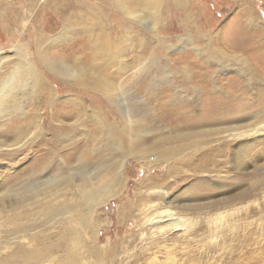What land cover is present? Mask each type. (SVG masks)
<instances>
[{
    "label": "rangeland",
    "instance_id": "374dc122",
    "mask_svg": "<svg viewBox=\"0 0 264 264\" xmlns=\"http://www.w3.org/2000/svg\"><path fill=\"white\" fill-rule=\"evenodd\" d=\"M13 1L15 2L12 11L1 10L0 80L8 76L14 63L15 65L23 63L19 56L20 51L30 53L28 65L50 86L54 89L58 88L61 100L79 98L78 100L83 102L80 96L74 95L79 93L78 88L66 85L61 77L42 66L36 55V36L32 30H42L41 32L47 38H54L64 30L63 18L66 17L74 22L69 31L76 33L77 38L71 41L60 40L49 43L47 50L54 61L73 62L74 57L69 55L68 49L75 48L87 39L90 41L87 38L90 33H86L88 28L95 34V38H98L102 31L107 33L110 40L112 33L118 34L116 38L119 39V45L116 44L118 45L116 47L121 48V45H125V62L113 63L108 71L119 77L125 76L124 80L118 82L120 84L125 81V84H122L126 89L123 109H120L117 104L104 101L102 118L126 125V112L132 115L140 113L150 126L147 145L156 142L163 135L161 133L168 132L169 128L163 121L171 118V115H166L169 111L165 113L162 111L172 101L176 105L178 99L182 97V94L177 93L175 89L178 83L181 86V78L179 80L177 77L186 73V70L189 73L207 72L212 76L209 80L215 79L218 87L216 90L211 88L212 93H202L200 88L198 91L185 90L184 104L191 103V107L195 104L194 107L200 109L198 113L211 116L218 111V108L213 110L214 107H218L217 105L222 106V109L225 107V110L229 106L219 104L221 103L219 99L213 96H220L221 101L222 97L232 100V93H235L242 101L240 106L233 110L235 114H239L240 109H243L249 115L246 122H264V89H262L264 88V48H261L264 45L260 46L264 44V37H260V34H264V0H162L160 11L153 15L143 12L141 22L117 9H105L103 5L109 6L107 0H77V6L79 5L77 8L71 4V0L55 2L51 0L50 4L48 0ZM93 5L95 8H92ZM86 6L94 12L92 15L89 14ZM13 11L12 15L9 14ZM247 12L254 13L252 26L246 20ZM81 17L86 20L80 19ZM151 18H156L154 26L150 25ZM9 27L13 29L12 32H9ZM109 27H117V30ZM147 27L152 28L149 30ZM217 49L229 57V63L216 54ZM153 57L157 58L156 65L149 70H143L142 65L148 64ZM242 57L249 58L252 65L257 67L255 71L262 76L259 77L258 84L250 85L253 91L242 92L243 86L235 80L237 73L234 71L236 67L234 61H240ZM8 62L11 63L7 64ZM80 64L85 65L86 61L81 60ZM220 65L230 66L223 69ZM184 66L189 67L184 69ZM83 68L92 73L101 74L103 71L99 67V59L94 61L93 66ZM145 79H151L152 83H148ZM226 91L231 92V95L226 96ZM25 92L27 93L25 97L18 95L17 111L13 113L8 110L3 114L4 116L10 114V117H7L15 122H22L23 119L33 121L32 114L35 112L33 109H37L38 103L41 102L40 88H28ZM250 100L253 102H249ZM244 103H248L250 107L243 105ZM83 104L86 110L98 111L93 108V103L86 102V105L83 102ZM231 104L230 106H233ZM241 105H243L242 108H240ZM166 108L171 110L170 107ZM43 113L44 109L39 107L38 122L41 121L39 128L31 130L18 146H13V149L22 147L20 152H18L19 148L13 153L12 148H0V155L7 157L0 161V184L3 183L0 192L6 188L15 189L25 184L29 172L40 165L38 157L42 156L41 143H39L41 140L34 143L31 141L39 132L41 137L48 138L45 122L42 119ZM53 116H58L55 111ZM232 116L233 114L229 115V119L222 120L220 125L210 128L224 129L225 132L243 124L236 121L230 122L235 119L231 118ZM3 120V118L0 119L2 125L5 122ZM71 122L75 120L67 121V123ZM4 139L6 136L0 138V140ZM255 141L254 145L250 147L247 145L248 148L242 156H238L241 158L238 164L235 163L233 155L237 141L226 138H221L219 142L213 141L219 144L218 148L221 151L218 150L216 155L212 153L208 155V159L214 164L209 166L207 172L194 169L198 161L195 156H192L190 161L194 165L186 166V158L183 159L180 168L184 171L173 176H170V171L166 170L167 164L160 163L157 166V157L143 160L137 158V155L127 156L124 159V173H122L123 190L115 199L97 207L91 223L93 231L82 229L84 231L82 234H85L83 250L87 251V245L94 243L96 238H100L99 245L103 249L108 248L111 254L114 253L113 264H264V178L261 175L264 169V135ZM222 154L223 156H220ZM107 157L111 158V161L117 159L114 152ZM63 159L64 162H68V159ZM181 160L179 157L175 163ZM12 163H14L13 166ZM244 163L247 167L242 169ZM235 165H238V168ZM58 170V168L53 169L51 172L56 174ZM15 175L17 177L14 179ZM21 177L22 179L24 177L23 181ZM164 178L170 183L168 187L165 186L167 194L165 193L164 198H170L182 216L194 222L190 233L184 234L183 231H177L159 234L157 224L148 222V216L152 211L148 207L153 203L164 202L163 199L151 197V193L163 191L157 187L166 181ZM243 193H248V199L241 205L228 203ZM223 202L226 204L222 205ZM219 216L222 218L216 220ZM31 224L37 227L26 238L14 239V236H8V227L2 229L0 247H6L9 242L16 245L13 249L0 254L3 262L17 254L15 252L19 244L24 245L23 250L27 253L39 250L41 245L32 234L42 233L43 229H50L49 232L52 233L58 232V236L50 241L59 244L61 249L63 248L62 251H65L66 243L70 248V241L60 238L62 235L59 234L62 230L60 223L51 225L47 222L43 224L31 221ZM40 241L43 244L47 242ZM61 241L62 244H60ZM46 245L49 246L47 243ZM62 251L60 254L68 259ZM109 252L106 256L107 262L111 256ZM74 254L76 253H72L73 256ZM83 255L84 257H81L84 260L81 257L82 261L79 260L81 264H98L95 256L87 253ZM106 261L103 260L99 264H112ZM8 264L13 263L8 262Z\"/></svg>",
    "mask_w": 264,
    "mask_h": 264
},
{
    "label": "bare ground",
    "instance_id": "6f19581e",
    "mask_svg": "<svg viewBox=\"0 0 264 264\" xmlns=\"http://www.w3.org/2000/svg\"><path fill=\"white\" fill-rule=\"evenodd\" d=\"M48 1L50 4L51 0ZM55 1L64 0H52V2ZM107 1L109 6L103 5L105 9H117L128 17L138 20V22H141L143 12L152 15L157 14L158 11H160L159 7L162 2V0ZM14 2L13 0H0V18L2 17L1 10L6 9L12 11L14 9ZM71 4L74 5L75 8L79 6H77V0H71ZM93 6L92 8H95V6ZM86 8L89 9L90 15L94 13L88 6H86ZM248 12L246 13V20L252 26L254 22V13L250 14ZM13 13L14 11L11 13L9 12L11 15ZM71 15L75 16L76 14ZM80 19L83 20L85 18L81 17ZM155 19L156 18L150 20V25L152 24L154 26ZM63 23L65 26L64 30L51 39L47 38L41 32L42 30L31 29L35 32L34 35L36 36V55L41 65L49 68L59 78L61 77L66 85L71 88H78L79 93L74 95L80 96L85 104L86 102L93 103V108L98 109V111L86 110L85 105L78 100V97V99L61 100L58 88L54 89L53 86H50L46 80L36 74L34 69L28 65L30 53L19 52V56L22 58L21 60H23L24 65L23 63L15 65L16 63H14L10 73H7L8 76L0 80V119L3 118V121H5L3 125L0 124V126H2L0 127V131L6 136V139L0 140V148H12L11 152L13 153L14 150L19 148L13 149V146H18L22 139H24L26 135H29L31 130L39 128V122H41H38V118H40L38 115L39 107L44 109L42 119L45 122V131L48 138L44 139L40 136L39 132L31 141V143H34L39 139L41 140L39 143H41L42 156L38 157L40 165L31 170L26 177V183H23L24 185H19L15 189L6 188L0 192V233L3 228L8 227V236H14V239L26 238L37 227L31 224V221L43 224L47 222L51 225L60 223L62 225V230L59 232L60 235L62 234L60 238L69 240L70 248L69 244L65 242L67 244L65 246L66 249L62 251L63 248L61 249L59 244L50 241V239L58 236V232L52 233L49 232L50 229H43L42 233L34 232L32 234L38 239V243L41 245L39 250L27 253L23 250L25 249L24 245L19 244L15 252L17 254L6 259L7 261L4 262L0 259V264H8V262L13 264H81L79 262L80 257H84L83 254L85 253L95 256L98 264L103 260L106 261L109 249H103L99 245L100 242L98 240L100 238H96L94 243L87 245V251L83 250V246H85V234H82V232H84L82 229L91 230L92 218L95 215L97 207L107 204L118 197L122 192L123 165L124 159L127 156L137 155V158H142L143 160L157 157V166H159L160 163L167 164L166 170L168 172L170 171V176L184 171L180 166H182L181 163L185 158L186 166L194 165V163L190 161V158L195 156L198 163L194 169L200 172H207L209 166L214 164V162L208 159V155H210V153L216 155L215 153L218 150L221 151V149L218 148L219 144L213 141L219 142L221 138L237 141L238 144L234 148L235 152H233V155L235 163L238 164V162L241 161V158L238 156H242L243 152L248 147L256 143L255 140L257 138L264 135L263 121H257L255 123L246 122L249 116L246 113L247 111L245 112L243 109H240L241 112L239 114H235L233 111L235 107H239L242 102L238 94L232 93V100L222 97V101L220 100V96H213V98L219 99V102H221L219 104L230 106L232 103L231 105L233 106H228L227 110H225V107L222 109V106L217 105L218 107H214L215 109L213 110L218 108V111H215L216 113L211 114V116H204L203 113H198L200 109L198 110L197 107L195 108V104L193 107H191V103L184 104L186 100L183 96V92H185V90L194 89L198 91V88H200L202 93H212L211 88L216 90L218 87L217 83L214 81L215 79L209 80L212 76L207 72H202L201 74L189 73L186 70V73L177 77L178 79L181 78V80L179 79L181 86L178 83L175 89L177 93L182 94V97L178 99L176 105L172 101L166 106L170 107L171 110L165 107L162 111V113L169 111L166 115H171V118H166L164 121L162 119L165 126L169 128V130H167L168 132L165 134L161 133L163 135H161L156 142L147 145V142H149L147 135L150 133V126L140 113L138 115H136V113L132 115V113L126 112V125L114 120L109 121L108 119L102 118V110L105 105L104 101L117 104L120 109H123V104L125 102L126 89L122 85L125 84V81L120 84L118 83L119 80H124L125 76L119 77L108 73L113 63L119 64L125 62V45H121V48L116 47L119 45V39L116 38L118 34L115 35L112 33L110 40L107 33L105 34L102 31L101 35L95 38V34L88 28L86 33L90 34H88L89 37H86L89 38L90 41H88V39L85 41L82 40L83 42H80L75 48L70 47L68 49L69 55L74 57V61L71 63L65 61L59 63L52 60L47 50V45L55 41H71L77 38L76 33L69 31L74 22H71L70 18L65 17L63 18ZM10 27L9 32H12L13 29ZM98 28L102 29L103 27ZM109 28L117 30V27ZM147 28L151 30L152 27ZM260 37H264V34H260ZM123 39L124 38H122V40ZM261 45L264 44H260V46ZM261 48L263 49L264 46ZM195 52L198 53L196 50ZM216 54L222 57L226 63H229V57L222 51L217 49ZM242 58L243 59L240 61H234V63H236L234 71L237 73L235 80L237 82L239 81V85L243 86L242 88L244 89L242 92H248L249 90L253 91L250 85L253 83L255 85L258 84V79L262 76L255 71L257 67L252 65L249 58ZM96 59H99V67L103 70L101 74L83 70V67L93 66ZM156 59L157 58L153 57L148 64L142 65L143 70L153 68L157 63ZM1 60L0 58V62ZM81 60H85L86 64L81 65ZM10 63L11 62H8L7 64ZM18 63L21 62L18 61ZM195 66H197V64L194 65V67ZM220 66L226 69L229 68L230 65ZM186 67L184 66V69H186ZM145 81L152 83L150 82L151 79H145ZM28 88H40L41 102L40 104L38 103L39 107L37 109H33L35 112L32 114V118L37 120L33 119V121H31L23 119L22 122H15L13 119L8 118L10 114L7 115L8 117L4 116L3 114L8 110L13 111V113L17 111L16 103L19 101L18 95L20 94L25 97L27 94L25 91ZM225 94L226 96H230L231 92L226 91ZM249 102L252 103L253 101L250 100ZM243 105L250 107L248 103H244ZM243 105H241L240 108H242ZM130 108L132 109L133 107ZM54 111L58 116H53ZM232 114L233 116L231 118L234 117L235 119L230 122L236 121L243 124L237 125L233 129L225 132L224 129L210 128L220 125L222 120L229 119V115ZM69 120H75V122L67 123ZM223 133L226 134L223 135ZM209 138L213 139V141ZM25 146L27 147L29 145ZM19 149L18 152L22 150V147ZM111 152L116 154L117 159L115 161H111L112 159L107 157ZM100 156L102 157L100 158ZM220 156H223V154ZM98 157L99 159H97ZM179 157H181L182 160L179 163H175L178 161ZM63 158L68 159V162H64L65 160ZM13 165L14 163H12V166ZM235 167L238 168V165H235ZM246 167L247 165L244 163L242 169ZM52 168H58V173L55 172L56 174H52ZM261 175L264 178V169ZM16 177L17 175L13 178L15 179ZM167 179H169L168 176ZM164 180L166 179L164 178ZM169 185V181L166 180L160 187H157L158 189H163V191L151 193V197L163 199L164 202L160 204L153 203L148 207L152 210L148 216V222L151 221L157 224V232L159 234H168L177 231H183L184 234L190 233L194 222L182 216V213L178 211L170 198H164L167 194L165 188ZM2 187L3 183L0 184V190H2ZM247 199L248 193H243L228 203L239 206ZM224 204L226 203L223 202L222 205ZM221 218L222 217L219 216L216 220H220ZM93 230L94 229H92V231ZM40 240H46L49 246H47L46 243L43 244ZM87 240L88 239H86V241ZM81 241H83L82 244ZM60 244H62V241ZM15 246L16 245L9 242L6 247H0V254L6 250L13 249ZM61 251L65 252V256H68V259H65L63 255L60 254ZM72 253L76 254L73 256ZM109 253L111 254V252ZM108 261L113 264V252L108 258Z\"/></svg>",
    "mask_w": 264,
    "mask_h": 264
},
{
    "label": "snow or ice",
    "instance_id": "6c2138e0",
    "mask_svg": "<svg viewBox=\"0 0 264 264\" xmlns=\"http://www.w3.org/2000/svg\"><path fill=\"white\" fill-rule=\"evenodd\" d=\"M0 127H2V126H0ZM4 133L2 132V131H0V138H4ZM7 157L6 156H4V155H0V161H3V160H5Z\"/></svg>",
    "mask_w": 264,
    "mask_h": 264
}]
</instances>
